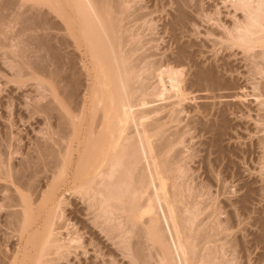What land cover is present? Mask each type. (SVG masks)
Masks as SVG:
<instances>
[{
	"label": "bare ground",
	"instance_id": "obj_1",
	"mask_svg": "<svg viewBox=\"0 0 264 264\" xmlns=\"http://www.w3.org/2000/svg\"><path fill=\"white\" fill-rule=\"evenodd\" d=\"M172 1L177 5L183 1L182 7L188 4V0ZM200 1L203 2L195 0L189 4L196 13L203 14L206 4H203L205 10ZM231 1L229 4L234 5L235 11H243L244 18L235 19L234 28L228 27L219 43L228 50L238 47L246 53L252 51L253 66L249 72L255 78L257 74L264 75V0ZM40 2L54 10L57 18L61 17L59 24L62 23L57 25L58 19L56 23L52 21L56 24L53 26L51 19H46L47 14L43 15L46 21L40 29L44 34L39 44L35 43L38 47L31 48L32 42L21 35L9 37L13 33L6 32L8 25H2L3 17L0 18V48L9 69L17 68L16 75L20 78L33 76L37 80L36 88L43 91L42 99H47L46 103L36 100L31 106L33 116H43V127L36 130L40 136L31 137L32 147L28 149L26 144L28 151L22 153L23 144H17L22 141L11 136L5 137L6 142L0 146V232L6 242L16 240L8 251L0 247V264H120L116 258L120 254L130 258V264H235L232 229L238 225L240 215L237 213L238 220L232 216L237 224L222 219L216 201L207 198L212 180L207 177L198 182L195 177L198 175L191 176L193 168L189 164L200 153L197 154V149H186H190L189 145L185 146L187 129L179 126L183 104L191 98L188 86L192 82H187L189 71L184 70L185 59L190 56L186 49L189 44L179 46L176 55L157 60L154 42L145 38L148 34L143 30L144 20L148 22L149 15L152 19V12L139 13L143 6H137L133 0ZM134 5L139 8L133 9ZM50 9L44 10L48 16ZM215 11L212 14L216 17L222 14ZM206 14L210 20L214 17L213 23L222 25L224 30L227 22L223 23V18L210 16L208 11ZM142 19L144 27L140 24ZM215 45L216 42L213 45L216 49ZM30 49L43 55V60H47L43 65L49 64L35 62L41 69L34 65L32 53H29L31 57L26 55ZM78 52L84 63L80 68L81 61L77 62L80 71L68 62ZM23 55L33 60L25 58L27 61L18 62V56L23 58ZM81 69L91 79V83L88 79L90 84L82 77ZM64 71L69 74L66 76ZM78 73L82 81L79 75L76 78ZM195 75L203 78L199 72ZM84 80L89 85L85 86L88 94L82 98L80 88L84 89L86 83L80 87V82ZM260 89L262 96H259L263 97L264 84ZM194 97L193 94V100ZM262 143L263 146L264 140ZM18 153L23 156L18 155L22 158L17 163L14 156ZM77 199L79 202H75Z\"/></svg>",
	"mask_w": 264,
	"mask_h": 264
},
{
	"label": "rangeland",
	"instance_id": "obj_2",
	"mask_svg": "<svg viewBox=\"0 0 264 264\" xmlns=\"http://www.w3.org/2000/svg\"><path fill=\"white\" fill-rule=\"evenodd\" d=\"M193 1L195 2V0H193ZM193 1L188 0V4H189V2H193ZM213 1L215 3H213ZM216 1L217 0H212V1L211 0H206V1L203 0V2L200 1V3L202 4V6H203V4L204 5L206 4L205 7L207 10L205 9L204 6H203V9L208 11L210 16L213 15V16H215V18H219V19L223 18L224 20L221 19L222 21H224L223 23L227 22L226 23L227 25L225 24L226 26L225 25L223 26L225 31L223 30V28H221L222 25H219V27H218L217 25L214 24L215 23L214 20L212 21V19H214V17H212L210 20L209 19L210 17L207 16L208 17V19H207L206 11H204L205 13L202 12L203 14H201V12H200V14H199V12L196 13L194 7H192L193 6L192 3H191L192 6H190V4L189 5L187 4L188 6L185 5L186 7L183 5L185 10L184 9L182 10V8H183L182 4H184L183 1H181L182 3L180 5H177V3L173 2L172 0L171 1L170 0H157V1L156 0H135V1L133 0L134 4H136L137 6H143L141 8L142 9L141 10V9H138L139 7L137 8L136 5H134L133 9L140 10L139 13H142L144 11H147V12L149 11L150 13L152 12L151 18L153 19V21L151 23L149 21V20H152L149 17L150 15L148 16V19H147L148 22H145L146 20H144V24L146 26L143 24V19L141 20L142 23H140L141 21H139L138 23H140L141 25L143 24L142 26L143 27L145 26L144 28L147 27L149 29V30L148 29L145 30L143 28L145 33L147 31V34H148L147 37H145V38H148V39L152 38L151 40H153V42H154V43L153 42L152 43L154 46V51L157 54V56H155L157 58V60L159 59V57L161 59L167 55L173 54V56H174V55H176L177 49L179 50L181 48L179 46H181L182 44L185 46L189 44L188 46H186V49L188 48L187 50H188L190 56H188V60H187V58L185 59L187 61V64H186V62H184L188 68L184 67L185 68L184 70L185 71L187 70L186 72L189 71L187 73L188 74L187 79L189 78V80L187 82H190V81L192 82L191 85H190V83L187 84V86L190 85V86H188V88L190 89V90L188 89L189 93L188 92L187 93L190 94L188 96L191 98H190V100L188 99L187 101H185V103L183 104L184 111L183 112L181 111L179 114V117H180L179 118L180 119L179 126H181V128L182 127L186 128L187 130L186 129H184V130L187 131V135L189 134L188 136L185 135V141H186L185 146L189 145L190 149L186 148L187 146L186 147L183 146L184 151H185V148L188 151L189 150L195 151L197 149L196 151H199V152H197V154L200 153L199 155L196 154L199 158L197 156H195L196 159L195 158H194V160L192 159L194 163L191 160V162H190L191 164H189L190 168L191 169L193 168L191 170V176L192 175L193 176L198 175V176H195L196 181L198 180V182L201 180H206L207 177L210 178L209 181L212 180L211 182L213 185L210 188L211 189L210 193L211 192H213V193H212V195H210V193H209L207 198L209 197V201H212V200H214V202L216 201L215 203H216V205H218L217 207H219V209H221V210H219V209L218 210L222 214V215L220 214V217L222 219H224V220L226 219L227 221L228 220L232 221L233 217L236 216L235 217L236 220L239 219V222H240V220H242V223L241 222L239 223L237 221L238 225L232 224V225L236 226V228L234 227L235 229L234 228L232 229V232L235 233L236 234L235 236H237L239 238V240L237 241L236 239H238V238H236L234 236V234L232 233V236L234 237V243L236 246L235 247V255L237 257V261H235V262L237 264H242V263L243 264H264V185H263L264 179H262V178H264V165H263L264 164V159H263L264 158L263 157L264 156V145L262 146V144H263L262 140H264V137H263L264 136V121H263L264 120L263 119L264 118V115H263L264 114V103H263L264 102V98H263L264 96L260 97V96H262V95H260L261 94L260 92L262 91L260 89V86L262 87V85L264 84V82H263L264 81V75H261V74L258 75L257 74V76L255 78V75L253 76L252 73L249 72L251 67L253 66V64L251 63L253 59H252V56H250L252 54V51H249L246 53V52L242 51L243 49H240L238 47L231 48V50L230 49L228 50V48H224V46L221 45L222 43L221 44L219 43V42H222L220 40H222L223 35L227 34L226 29H228V27L230 29L231 26H232L231 28H234L233 25L235 23V19H237V21H238V18L243 19L244 13H242L243 11H241L240 9H237L236 10L237 12H236L235 7H233L234 5L229 4L231 0H228L229 2L227 0H224V1L218 0L217 2ZM194 2H193V4H194ZM225 2H226V4H225ZM232 2L233 1H231V3ZM36 3H38V4L40 3L39 4L40 6ZM217 3H218V5H217ZM41 4L42 3L40 2V0H27V1L26 0L25 1H21V0H0V18L3 17V18H1L3 24H2V22H0V23L2 25H6V24L8 25V27H7L8 30H6V32L8 34L13 33V34L9 35V37L21 35L20 37L21 38L24 37L25 40L27 39V42L33 43V44L32 43L29 44V45H31V48H35V46H36L35 43L39 44V40L41 37H43V34H44V31H42V28L40 29V27H42L41 25L42 24L44 25V23H45L44 21H46L45 20L46 17H44L45 14H47L46 16L48 18H46V19H48V21H50V19H51V21H50L51 25L53 24L52 21L56 23L58 21V19H59V21H58L57 25L59 24V22L61 21V17L57 18L58 15L55 13L54 10L50 9L48 6H46L44 4H42L43 5L42 6ZM226 5H228V6H226ZM177 6H179L180 9L177 10L176 9V8H178ZM189 6L192 7L194 10L192 8H189ZM217 7H219L220 9ZM143 8H145V9H143ZM45 9H47V10L50 9L54 14L49 10L48 12H49L50 16H48V13L46 12L47 10L44 11ZM216 9H217V12H219V10L221 11V12H219V13H222L221 15L219 14L220 16L218 14H217V17H216V15H214L216 13V11H215ZM154 11H156V13ZM17 13H18V15H17ZM212 13H214V14H212ZM19 16H21V17H19ZM192 16H193V18H192ZM16 17H18L17 20H16ZM8 19H10V20H8ZM205 20H208L209 23H206L208 21H205ZM42 21H43V23H42ZM4 22H5V24H4ZM179 22L182 24H180ZM55 23L53 24V26L56 25ZM146 23H148V24L150 23V24L148 25ZM198 24H200V25H198ZM6 26L4 28H6ZM9 26H11V28ZM23 26H24L25 30L23 29ZM237 26L235 25V27H237ZM35 27H36V29H35ZM21 29L24 32L26 31L25 34H24V32H23V34H21L22 33ZM187 29H189L190 32ZM16 30H18V31L20 30V31L18 32ZM182 31H183V33H182ZM214 31H215L216 35H215ZM222 31L224 32V34ZM225 32H226V34H225ZM52 33L54 34V32H52ZM145 33H144V35L146 36ZM217 34H219V35H217ZM1 37L3 40L5 39V38H3V36H1ZM21 38H19V39H21ZM28 39H31V40H28ZM25 40H23V41H25ZM8 41H10L9 38H8ZM16 41L17 40H12L13 43H18V41L17 42ZM6 42H7V39H6ZM215 42H216V45L219 46L218 47L215 45L216 49L213 46L215 44ZM165 46H166V48H165ZM36 47H38V45ZM8 48L6 47L5 49L8 50ZM28 48H30V47H28ZM222 48L225 50H223ZM165 49H166V51H165ZM30 50H32V51L29 52ZM30 50H28V52H26V55L28 54L30 56L31 54H29V53H32L31 56L36 61L33 59L30 60L31 56L28 58L25 55H23L22 56L24 58L23 59L20 57L21 56L20 55L17 58L18 62L25 61L26 60L25 58H27V60H30V61L33 60L32 63L34 65L38 66L39 63H40V65H43L44 61H47V60H45V58L43 60V58H42L43 55L40 56V53L36 54L37 51L34 52V49H30ZM257 50H259V49H257ZM172 51H173V53H172ZM201 51H202V53H201ZM3 53H4V51H1V48H0V141L2 142V143H0V146H1V144L3 145L6 142L5 137L7 139V137L11 136L15 140L18 139V140L22 141V142L18 141L17 144L18 143L23 144V145H21L22 149H24V150H21V152L23 153V151L24 152L26 151L25 149H27V147H28V149H30V147H32V146H30V145H32L30 142L32 140H34V138H36V135L38 136L39 134H41L40 132H36V130L37 131L41 130L40 126L43 124V116H41L40 114H35V116H33L34 114H31L32 112H30V110H32L31 106H33L34 104L39 103L40 101L43 100L42 99L43 97L41 95V92H43V91L36 88L37 87V85H36L37 80L35 81V78L33 76L25 75V76L21 77L22 79L20 77H17V75H16L17 74V72H16L17 68L15 70L9 69L10 68L9 63H8L7 59L5 57H3ZM34 53L36 54L35 56H34ZM79 56H81V53L78 52L75 56H71L68 62H70V64L73 65V67L78 68L79 66H77L78 65L77 62L81 61V62H79V65H80V68H81V66L83 67V64H84L83 63V57L81 56V58H82L81 59ZM244 57L246 58L247 61L245 60ZM19 58H21L22 60ZM248 58L251 60L248 61L249 60ZM37 59H39V60H37ZM75 60H76V63H75ZM35 62H39V63H37L38 65ZM249 62H250V64H252L251 66H249L250 65ZM245 63L247 65H245ZM46 64L48 65L49 63L45 62L44 65H46ZM217 64H218V66H217ZM40 65H39V67H40ZM25 66L27 68L26 70H30L29 65H28V67H27V65H25ZM41 68H42V66L40 67V69ZM81 70H83V72H82L83 74H81L83 77L85 70L84 69H81ZM79 71H80V69H79ZM193 71L195 73L199 72V74H202L203 78L200 77V79H199V77L196 76ZM64 73L66 74V76L69 74L65 71H64ZM80 73H78L76 75V78L79 79V77H80L79 81H82V77H81V75H79ZM192 73H193V75H192ZM204 74H206V76ZM61 75L63 78L66 77V76L64 77L63 73ZM78 75H79V77H78ZM194 76H196V77H194ZM62 77H61V79H63ZM204 77L206 78V80ZM208 77H210V78H208ZM61 79H59V81ZM84 79L87 80L86 81L87 83H89L88 79H90V78L87 77V75H84ZM255 79L256 80L258 79L257 80L258 82ZM85 80H84V82H80V87L83 85V83H86ZM19 81H20V83H19ZM89 81L91 83V79ZM26 83H27V85H25ZM87 83L83 86L85 87V86H88L90 84L89 83L87 85ZM208 83H209V86H208ZM258 83H259V86H258ZM61 84H64V83L61 82ZM193 84H194V86H193ZM255 84H257V85H255ZM257 86L259 87V89ZM199 87H200V89H199ZM254 87L257 90L254 89ZM87 88L86 87L84 88L85 92H84V89L82 87L80 88V91H81L80 97H82V98L86 97V94H88ZM81 89H83V90H81ZM253 90L256 92H254ZM259 90H260V92H258ZM82 93H83V96H82ZM254 93L258 94V95H255ZM193 94L195 96L194 98H196L194 100L192 99ZM237 95H239V96H237ZM36 100H37V102L35 103ZM43 101H44V103H46L47 99H44ZM261 102H262V104H261ZM27 104L28 105L30 104V106H27ZM21 114H22V116H21ZM30 115H32V117ZM180 115H182V116H180ZM258 119H260V120H258ZM53 121H55V119H53ZM11 122L13 124H11ZM16 123H17V125H16ZM11 125L14 126L13 129H12ZM184 125L187 127H185ZM188 126H189V128H188ZM6 127L9 128V130ZM42 127L43 126H41V128ZM197 128H200V129H197ZM188 129L190 131H188ZM8 131H9V133H7ZM11 131H12V133H11ZM17 133H18V135L19 134H21V135L18 136ZM14 135L16 138L14 137ZM17 136L20 138H17ZM194 136H195V139H194ZM21 137H23V138H21ZM31 137H34V138L32 139ZM189 137L192 139H190ZM23 140H25L24 141L25 143L23 142ZM189 142H190V144H189ZM193 142L196 144L194 145ZM199 144H201V145H199ZM196 145H197V147H196ZM28 149H27V151H28ZM22 153H18L14 156L15 157L14 160H16L17 163L19 162L18 159L20 160L22 158V156H23ZM189 153H191V152H188L187 154H189ZM20 154L22 155L21 157L18 156ZM203 158H204V160H203ZM195 160H196V162H195ZM260 165H261V167H260ZM204 167H205V169H204ZM206 168L208 170H206ZM202 171H203V173H202ZM205 171L208 173H206ZM193 172H194V174H193ZM201 173H202V175H201ZM221 176L223 178L225 177L224 179L228 182V184H227V182H225L224 179H221L222 178ZM213 181H215V182H213ZM222 183L224 184V187H221V186H223ZM216 184H218V185H216ZM227 186H228V188H227ZM211 196L213 197L212 199L210 198ZM215 196H216V199H215ZM218 197H220V198H218ZM207 198L205 197L206 200H208ZM77 201L79 202L78 199L75 202H77ZM219 201L221 203H219ZM227 212H228V214H227ZM237 213H238V215H240L239 218H238ZM228 215H230L231 218ZM227 216L229 217L228 219H227ZM235 218L231 223H233L234 221L236 222ZM235 224H237V223H235ZM237 226L238 227L241 226V228L239 227L240 230L237 228ZM234 230L236 232H234ZM4 239H5V236H4L3 232H0V247L5 249V251L8 248H9L8 250H10L11 246L16 241L15 238L11 239L10 242H6ZM7 245H8V247H6ZM236 249H237V251H236ZM242 250H243V252H242ZM236 252H239L240 254L239 253L236 254ZM117 257H118V261H120V264H130L131 263V262H129L130 258H124V256L123 255L121 256V254L116 255V258ZM121 261H122V263H121ZM244 261H245V263H244Z\"/></svg>",
	"mask_w": 264,
	"mask_h": 264
}]
</instances>
